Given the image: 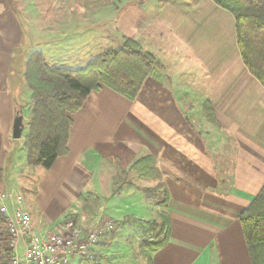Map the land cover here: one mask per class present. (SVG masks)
Returning a JSON list of instances; mask_svg holds the SVG:
<instances>
[{
	"label": "crops",
	"instance_id": "obj_1",
	"mask_svg": "<svg viewBox=\"0 0 264 264\" xmlns=\"http://www.w3.org/2000/svg\"><path fill=\"white\" fill-rule=\"evenodd\" d=\"M137 1L114 26L125 40L146 45L167 73L147 78L134 101L106 87L91 93L71 116L68 155L48 171L27 164L28 120L23 117L21 139L12 135L15 101L29 88L24 59L15 58L24 41L21 25L9 9L0 10V186L22 193L36 230L78 219L88 194L114 196L110 215L102 205L99 217L145 224L162 212L169 216L170 239L151 254L152 264H251L240 216L264 187V88L243 64L235 20L213 0ZM164 31L170 36L160 41ZM46 49L41 52L49 55ZM147 157L161 173L167 209L147 199L158 181L131 170ZM121 174H128L123 185ZM130 200L137 202L130 216L117 210ZM6 255L1 232L0 264Z\"/></svg>",
	"mask_w": 264,
	"mask_h": 264
},
{
	"label": "trees",
	"instance_id": "obj_2",
	"mask_svg": "<svg viewBox=\"0 0 264 264\" xmlns=\"http://www.w3.org/2000/svg\"><path fill=\"white\" fill-rule=\"evenodd\" d=\"M213 1L233 16L243 64L264 88V0ZM17 60L21 64L20 59ZM158 70L159 62L155 56L144 53L140 43L130 39L118 49L101 53L81 71L50 67L41 52L33 53L25 63L24 72V80L32 91L29 128L24 143L28 166L48 171L59 157L68 155L73 126L71 116L84 107L91 93L106 87L134 101L145 80ZM16 105L15 101V117H19L22 108L17 109ZM208 119L218 127L214 116H208ZM131 170L142 179L158 181L156 190L164 189L161 174L151 157L141 159ZM146 193L150 199L149 191ZM87 203L89 200L83 199L85 211ZM160 207H168L167 191ZM159 217L163 237L157 243L145 244L150 253L162 249L171 236L169 216L162 212ZM240 222L251 264H264V187L241 214ZM148 257V263L152 264L151 255ZM101 260L96 255L93 264H100Z\"/></svg>",
	"mask_w": 264,
	"mask_h": 264
},
{
	"label": "rangeland",
	"instance_id": "obj_3",
	"mask_svg": "<svg viewBox=\"0 0 264 264\" xmlns=\"http://www.w3.org/2000/svg\"><path fill=\"white\" fill-rule=\"evenodd\" d=\"M4 1V4H0V10L9 9L15 14L23 31L24 41L20 45L19 53L15 57L16 59L19 57L20 61H22L21 57H23L24 63H26L33 53L41 52L47 48L48 44H51V47L45 50L49 55H44L41 52L50 67L65 69L70 67L73 71H81L101 53L107 50L118 49L125 43V36L120 33L119 29L116 30L114 22L119 17V13L121 14L124 9L137 0ZM137 2L144 1L140 0ZM164 32L159 37L160 41L170 36L167 34V31ZM171 44L167 42L168 47ZM140 46L144 53H148L143 48L146 45L143 44L142 46L140 44ZM53 52H58L56 58L50 57V54L52 55ZM163 70L167 73V64L159 62V70L156 73L162 75ZM24 83L29 88L25 80ZM19 89L21 93L23 89ZM26 92V94H24L25 91L22 92L17 97L19 99H16L18 104L16 107L17 109L22 108V116L27 122L30 119L28 111L31 104L32 91L29 88ZM204 116L207 118V115L204 114ZM28 128L27 122V130L23 134L25 137ZM127 177L128 174H121L117 178V184L121 183L123 185V183L127 182ZM138 178H140L139 174ZM132 181L130 180V182ZM103 182V191L105 192L108 190L107 188L111 180L107 177L103 179ZM156 188L152 191L149 190V197L160 207V204L165 200V191L167 189L164 187V189L156 190ZM84 199L89 200V203H87V210L85 211L82 202L81 212L75 215L79 221H83L87 227L93 226L100 218H102L101 220L108 221L107 218L99 217L101 215V206H105L108 209L106 215H110V210L114 207L113 203L116 197L107 196L105 199H99V196L95 194H88ZM125 204L128 205L127 210L124 208ZM136 204L137 202L134 200H130L128 203L124 201V203H120L117 210H125V212L123 211L124 215L130 216V211L134 209L133 206H136ZM115 224L116 230L111 234L109 239L98 245L99 251L97 256L102 258L100 264H149L148 256L152 253L146 248L145 244L150 242L157 243L162 239L161 219L159 218V221L145 224L132 222V220L121 222L118 219ZM1 232L4 233V229H0V234ZM103 249L106 251L104 252ZM95 258L84 259L80 264H93Z\"/></svg>",
	"mask_w": 264,
	"mask_h": 264
},
{
	"label": "built area",
	"instance_id": "obj_4",
	"mask_svg": "<svg viewBox=\"0 0 264 264\" xmlns=\"http://www.w3.org/2000/svg\"><path fill=\"white\" fill-rule=\"evenodd\" d=\"M0 219L6 236V264H78L94 259L98 245L116 230L100 218L93 226L68 217L53 229L36 230L20 191L0 186Z\"/></svg>",
	"mask_w": 264,
	"mask_h": 264
},
{
	"label": "water",
	"instance_id": "obj_5",
	"mask_svg": "<svg viewBox=\"0 0 264 264\" xmlns=\"http://www.w3.org/2000/svg\"><path fill=\"white\" fill-rule=\"evenodd\" d=\"M24 129H25V125L23 122V116H22V111H21V116L15 117L13 134H12L13 138L15 140L21 139Z\"/></svg>",
	"mask_w": 264,
	"mask_h": 264
}]
</instances>
